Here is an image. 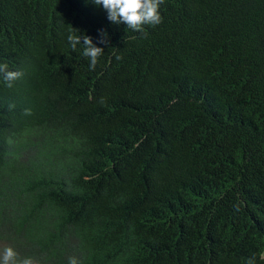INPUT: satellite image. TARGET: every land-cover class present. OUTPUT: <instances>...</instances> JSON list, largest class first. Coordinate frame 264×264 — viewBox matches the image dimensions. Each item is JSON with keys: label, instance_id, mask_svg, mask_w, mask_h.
<instances>
[{"label": "trees", "instance_id": "obj_1", "mask_svg": "<svg viewBox=\"0 0 264 264\" xmlns=\"http://www.w3.org/2000/svg\"><path fill=\"white\" fill-rule=\"evenodd\" d=\"M160 13L144 37L92 0H0V63L23 72L0 80V251L264 264V0ZM71 27L104 49L94 71Z\"/></svg>", "mask_w": 264, "mask_h": 264}, {"label": "clouds", "instance_id": "obj_2", "mask_svg": "<svg viewBox=\"0 0 264 264\" xmlns=\"http://www.w3.org/2000/svg\"><path fill=\"white\" fill-rule=\"evenodd\" d=\"M97 6L107 13V19L115 24L123 23L126 28L140 33L146 37L147 32L145 26H157L162 23L160 7L165 0H92ZM100 31V38L97 43L107 45V33ZM68 44L73 52L77 51V46L82 48L83 57L89 61L88 68L94 71L99 62V58L104 54L102 47L93 43L92 37L80 33L78 29L72 28L67 35ZM115 59L122 60L121 55H116ZM23 72L19 70H10L7 63H0V80L11 88L13 82L20 79ZM101 105L106 103V98L101 97L98 101ZM10 108L14 105H9ZM25 115H31L30 109L24 110ZM239 210L238 208L236 209ZM0 264H41V260L35 256L20 257L19 253L11 246H6L0 251ZM67 264H80V259L73 255L69 256ZM245 264H256V255L248 257Z\"/></svg>", "mask_w": 264, "mask_h": 264}]
</instances>
